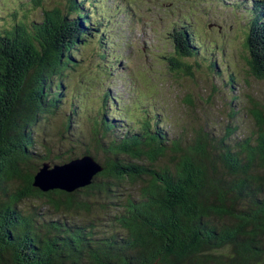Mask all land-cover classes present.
Here are the masks:
<instances>
[{
  "label": "trees",
  "instance_id": "16d2710c",
  "mask_svg": "<svg viewBox=\"0 0 264 264\" xmlns=\"http://www.w3.org/2000/svg\"><path fill=\"white\" fill-rule=\"evenodd\" d=\"M123 1L0 0V264H264V94L243 90L264 80V0H216L248 19L245 80L192 17L205 3L170 31L169 70L203 72L207 103L228 107L191 132L155 100L112 90L117 38L140 17ZM56 149L59 163L92 154L104 171L43 192L35 174Z\"/></svg>",
  "mask_w": 264,
  "mask_h": 264
},
{
  "label": "rangeland",
  "instance_id": "374dc122",
  "mask_svg": "<svg viewBox=\"0 0 264 264\" xmlns=\"http://www.w3.org/2000/svg\"><path fill=\"white\" fill-rule=\"evenodd\" d=\"M61 0H43L46 7L52 8ZM108 4H122L123 0H107ZM235 0H228L234 2ZM30 2V0H28ZM12 3H14L12 1ZM134 8L140 12L138 22H127L124 41L117 45V53L122 58L121 64L115 70L118 76L112 87L125 99L139 95L149 100H155L162 109L167 124L174 132L194 129L193 126L204 125L209 116L219 115V119L226 118L228 110L222 96L213 98V105L207 103L211 92V83L203 72H197L195 77L178 76L169 70L166 56L173 53V38L170 31L184 14H191L194 10V0H130ZM205 8L198 9L192 17L200 23V31L204 38L226 41L228 49L235 51V55H227L232 59L233 67L239 71V76L245 80V64L241 58L243 46V31L247 20L242 10L234 11L231 6L224 7L218 1L204 2L199 0ZM198 3V4H199ZM208 4V5H207ZM201 6V5H200ZM8 7L0 6L6 15ZM29 17L39 18V9L30 6ZM10 12V11H9ZM123 19V13L120 15ZM6 17V16H5ZM131 27L129 28V26ZM213 29V30H212ZM119 42V41H118ZM123 68L129 70L123 72ZM208 80V81H207ZM251 85H245L243 90L254 96L264 94V80L250 78ZM190 92L202 95L196 106L190 104L186 98ZM222 114V115H221ZM120 119V117H116ZM213 119V118H212ZM249 121L246 118V122ZM207 123V122H206ZM249 124V123H248ZM246 125L250 127L251 125ZM245 130H248L247 128ZM57 149L48 162L52 165L59 163ZM30 204V202H27Z\"/></svg>",
  "mask_w": 264,
  "mask_h": 264
},
{
  "label": "water",
  "instance_id": "95a60500",
  "mask_svg": "<svg viewBox=\"0 0 264 264\" xmlns=\"http://www.w3.org/2000/svg\"><path fill=\"white\" fill-rule=\"evenodd\" d=\"M104 168L92 154L54 165L45 162L35 174L34 186L43 192L62 190L71 193L91 185Z\"/></svg>",
  "mask_w": 264,
  "mask_h": 264
}]
</instances>
